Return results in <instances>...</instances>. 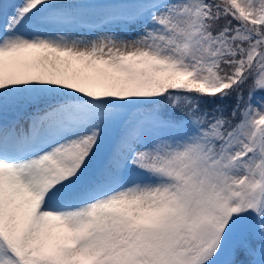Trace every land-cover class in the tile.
<instances>
[{
    "label": "snow or ice",
    "instance_id": "6c2138e0",
    "mask_svg": "<svg viewBox=\"0 0 264 264\" xmlns=\"http://www.w3.org/2000/svg\"><path fill=\"white\" fill-rule=\"evenodd\" d=\"M0 264H264V0H0Z\"/></svg>",
    "mask_w": 264,
    "mask_h": 264
},
{
    "label": "trees",
    "instance_id": "16d2710c",
    "mask_svg": "<svg viewBox=\"0 0 264 264\" xmlns=\"http://www.w3.org/2000/svg\"><path fill=\"white\" fill-rule=\"evenodd\" d=\"M257 95H259V93H257ZM232 101H228V103L230 104Z\"/></svg>",
    "mask_w": 264,
    "mask_h": 264
},
{
    "label": "rangeland",
    "instance_id": "374dc122",
    "mask_svg": "<svg viewBox=\"0 0 264 264\" xmlns=\"http://www.w3.org/2000/svg\"><path fill=\"white\" fill-rule=\"evenodd\" d=\"M13 118V117H10V119Z\"/></svg>",
    "mask_w": 264,
    "mask_h": 264
}]
</instances>
